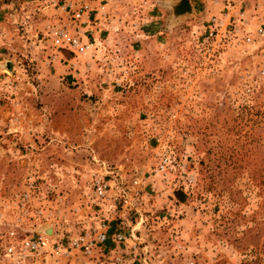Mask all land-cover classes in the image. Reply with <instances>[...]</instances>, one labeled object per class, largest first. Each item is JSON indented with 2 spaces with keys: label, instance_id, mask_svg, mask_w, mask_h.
Here are the masks:
<instances>
[{
  "label": "rangeland",
  "instance_id": "obj_1",
  "mask_svg": "<svg viewBox=\"0 0 264 264\" xmlns=\"http://www.w3.org/2000/svg\"><path fill=\"white\" fill-rule=\"evenodd\" d=\"M177 1L0 0V264H264V3Z\"/></svg>",
  "mask_w": 264,
  "mask_h": 264
},
{
  "label": "built area",
  "instance_id": "obj_2",
  "mask_svg": "<svg viewBox=\"0 0 264 264\" xmlns=\"http://www.w3.org/2000/svg\"><path fill=\"white\" fill-rule=\"evenodd\" d=\"M46 2L53 4L54 6H58L60 2L63 1L64 5L61 7L64 11L67 9L69 13H71V18L75 20H79L83 15V11L85 6L76 5V3H80L83 1H91V0H45ZM264 3V0H262ZM245 15V14H244ZM242 25L247 28L250 26H254V33L258 37H264V5H257L255 9H253L252 15H250V19L244 20ZM52 35V42L55 46L59 48H68V49H78L80 51H84L88 48V46H83L79 42V38H76L69 34L66 30L60 27H54L50 30ZM248 34V32H246ZM95 189L96 193L103 197L106 192V184H103L101 180L95 181ZM96 234L94 240L83 243V239H77L73 246H75L76 250L84 249L89 252L91 249L96 247L97 244H103L109 239L108 235V227L105 223L99 225L96 230ZM13 236V233H10ZM113 240L116 242H123L124 237L121 234H115ZM94 241V242H93ZM49 245V240L42 236L35 239H26L21 241L19 244L20 250L27 251L30 253H38L40 251L45 250ZM15 250V247L10 245L4 249L5 255H10Z\"/></svg>",
  "mask_w": 264,
  "mask_h": 264
},
{
  "label": "water",
  "instance_id": "obj_3",
  "mask_svg": "<svg viewBox=\"0 0 264 264\" xmlns=\"http://www.w3.org/2000/svg\"><path fill=\"white\" fill-rule=\"evenodd\" d=\"M171 8L175 19L192 13V8L188 0H178L171 5Z\"/></svg>",
  "mask_w": 264,
  "mask_h": 264
},
{
  "label": "crops",
  "instance_id": "obj_4",
  "mask_svg": "<svg viewBox=\"0 0 264 264\" xmlns=\"http://www.w3.org/2000/svg\"><path fill=\"white\" fill-rule=\"evenodd\" d=\"M100 1H102V0H92L89 3H92L93 5H96ZM263 39H264V37H263Z\"/></svg>",
  "mask_w": 264,
  "mask_h": 264
},
{
  "label": "trees",
  "instance_id": "obj_5",
  "mask_svg": "<svg viewBox=\"0 0 264 264\" xmlns=\"http://www.w3.org/2000/svg\"><path fill=\"white\" fill-rule=\"evenodd\" d=\"M257 260V262H260V259H256ZM247 261H245V262H243V263H246ZM248 263H252V262H248Z\"/></svg>",
  "mask_w": 264,
  "mask_h": 264
}]
</instances>
